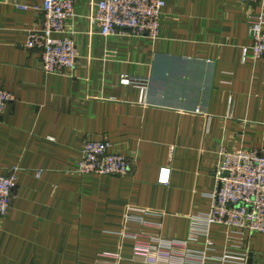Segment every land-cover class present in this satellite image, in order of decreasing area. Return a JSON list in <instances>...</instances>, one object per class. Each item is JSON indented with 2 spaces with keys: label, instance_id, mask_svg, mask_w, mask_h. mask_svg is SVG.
Returning <instances> with one entry per match:
<instances>
[{
  "label": "crops",
  "instance_id": "crops-1",
  "mask_svg": "<svg viewBox=\"0 0 264 264\" xmlns=\"http://www.w3.org/2000/svg\"><path fill=\"white\" fill-rule=\"evenodd\" d=\"M42 1L0 0V89L14 96L0 118V172L17 177L0 264H200L206 238L190 242L191 218L210 211L220 150L264 149V58L243 56L248 19L264 7L164 0L151 41L103 37L88 24L101 0H75L77 67L48 75L24 47ZM123 76L148 81L147 103ZM86 140L109 142L129 173L79 176ZM226 232L210 229L216 252ZM242 253L264 264V235L246 233Z\"/></svg>",
  "mask_w": 264,
  "mask_h": 264
},
{
  "label": "built area",
  "instance_id": "built-area-1",
  "mask_svg": "<svg viewBox=\"0 0 264 264\" xmlns=\"http://www.w3.org/2000/svg\"><path fill=\"white\" fill-rule=\"evenodd\" d=\"M241 5L264 7V0H231ZM164 0H101L92 4L88 17L90 28H97L103 37L125 34L156 41L160 36V21ZM20 10L29 9L18 6ZM41 15L38 28L27 33L24 47L41 52V67L48 75L73 74L78 64V50L67 22L75 17V0H43L30 8ZM250 45L243 56L264 58V17L248 19ZM124 85L138 89L139 103H147L148 81L121 78ZM14 96L0 89V118ZM220 162L214 172L215 188L210 195L211 207L205 216L191 218L190 242L205 237L200 264H244L247 253H242L245 234L264 235V149L229 151L222 148ZM75 172L79 176L123 177L129 173L124 154L113 150L107 141L86 140L80 149ZM169 170L163 169L158 183L166 185ZM17 187L16 169L5 175L0 172V220L10 209ZM226 228V247L216 252L211 240L212 227ZM126 234V233H125ZM151 249H155L150 247Z\"/></svg>",
  "mask_w": 264,
  "mask_h": 264
},
{
  "label": "water",
  "instance_id": "water-1",
  "mask_svg": "<svg viewBox=\"0 0 264 264\" xmlns=\"http://www.w3.org/2000/svg\"><path fill=\"white\" fill-rule=\"evenodd\" d=\"M249 263H250V260H249Z\"/></svg>",
  "mask_w": 264,
  "mask_h": 264
}]
</instances>
